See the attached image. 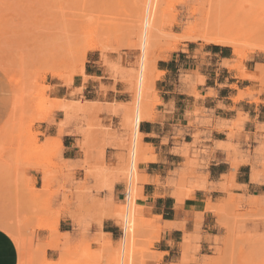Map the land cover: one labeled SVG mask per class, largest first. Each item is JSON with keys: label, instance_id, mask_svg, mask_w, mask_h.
Returning <instances> with one entry per match:
<instances>
[{"label": "rangeland", "instance_id": "1", "mask_svg": "<svg viewBox=\"0 0 264 264\" xmlns=\"http://www.w3.org/2000/svg\"><path fill=\"white\" fill-rule=\"evenodd\" d=\"M253 1L160 0L158 61L166 60L188 43L203 42L191 41L187 35L200 24L212 5L224 7L230 19L225 32L238 41L241 49L239 56L234 55L232 64L227 62L226 65L237 70L240 77L256 82L260 88L258 93L263 92L264 0ZM140 4L141 0H0V81L9 86L12 93L10 114L0 127V218L24 239L23 264H111L113 251L121 245L123 219L115 216V210L124 203L112 199H101L96 206L105 211L102 216L118 226L117 240L105 234L90 237L89 230L83 229L78 230L80 238L77 240L58 234L61 211L75 216L79 194L86 189L74 177L77 166L61 160L60 142L56 139L52 143H41V134L33 132L32 128L42 122L54 123L56 113V117H62L63 111L65 120L58 122L60 127L80 122L90 130L106 132L109 127L100 123L98 115L110 107L112 114L121 117V133L116 135V147L121 151L118 162L107 164L102 156L95 162L86 161L81 168L86 172V179H100L97 192L112 188L115 183L127 184L133 140V129L127 121L134 114L136 102V91L129 79L134 68L138 69L140 54L133 46L130 27L138 19L135 12ZM89 54L99 55L105 74L122 84L123 92L131 98L129 103H84L85 97L93 96L88 93L92 84L88 90L84 87L88 78L83 70ZM254 55L261 64L255 66L254 72H248L245 63ZM160 74H156V79ZM152 88L148 89L145 99L148 108L155 91V87ZM101 91L106 92L107 88L102 86ZM56 95L71 101L55 100ZM250 95L252 93L241 97ZM252 100L260 102L258 98ZM60 103H67L68 109L60 108ZM235 128L241 127L236 125ZM260 132H264V126ZM177 134L181 138L185 136L182 131ZM192 135L193 143L178 144L175 148V152L185 158V164L177 171L180 183L176 187L180 190L174 197L178 203H183L195 190L206 189L207 176L203 170L208 163L209 149L198 146V131ZM229 148L235 154H244L238 146ZM143 151L148 162L144 146ZM252 152L251 177L259 181L264 174V134L256 141ZM245 153L247 156L251 153L249 146ZM236 166L233 164L232 169ZM33 173L42 176L41 189L35 187ZM233 188V185L224 186L225 196L207 207L216 217L215 235L210 237L208 247L205 246L209 255L201 256L202 215L197 214L194 232H185L183 237V264H264V194H233ZM141 218L139 225L136 222L138 229L135 227L140 240L137 264H155L160 255L154 251V244L166 227L154 219ZM75 222L80 223L78 218ZM39 231L49 233L47 242L40 239ZM49 244L54 249L48 248ZM48 249L58 252L56 260L47 257Z\"/></svg>", "mask_w": 264, "mask_h": 264}, {"label": "crops", "instance_id": "2", "mask_svg": "<svg viewBox=\"0 0 264 264\" xmlns=\"http://www.w3.org/2000/svg\"><path fill=\"white\" fill-rule=\"evenodd\" d=\"M257 57L254 55L245 63L248 72H254L255 66L261 64ZM234 59L230 47L191 42L156 64L157 72L161 74L154 83L148 118L139 127L149 161L142 163L139 169L145 183H140L143 198L141 196L136 201L144 209L141 211L144 218L154 219L164 227L170 223L174 225L165 229L154 244V251L160 255L155 264H183V237L185 232H194L197 214L202 215L201 256L209 255L205 252V246L208 247L210 237L215 235L216 217L207 207L209 203L217 204L225 196L224 186L233 185V194H264V174H261L259 181H253L251 177L254 167L252 150L264 134L260 132L264 126V91L258 93L260 88L256 82L240 77L237 70L226 65L227 62L232 64ZM85 74L88 78L84 84L85 90L92 84L88 93L93 95L85 97V104L115 105L131 101L123 92L122 84L115 83L105 74L99 55L95 57V54H89ZM102 86L107 88L106 92L101 91ZM246 93L252 95L241 97ZM55 98L71 101L60 95ZM257 98L259 103L252 100ZM11 107L10 87L0 81V127L7 120ZM62 112V117H56V113L54 123L42 122L32 128L33 132L41 134V143H52L56 139L60 142L61 160L77 166L74 177L86 189V192L79 194L75 216L61 211L58 234L77 240L80 238L78 230L83 229L89 230L90 237L105 234L115 241L118 226L112 219L102 216L105 211L96 205L101 199L122 201L126 184L115 183L112 188L110 186L97 192V180L100 179H86V172L81 166L86 161L102 159V156L107 164L118 162L121 151L116 147V135L121 133V117L112 114L110 107L104 108L98 117L100 123L109 128L103 132L90 130L80 122L60 127L58 122L65 120ZM236 125L241 128H235ZM179 131L184 132V138L178 137ZM195 131L200 133L198 146L209 149L206 155L208 163L203 170L207 176L206 189H197L183 203H178L174 197V193L180 190L176 187L180 183L177 171L185 164V158L175 152V148L178 144L193 143L192 134ZM230 145L242 148L244 154H235ZM248 146L251 148L249 156L245 153ZM233 164L237 165L235 170L232 169ZM255 167L260 170L259 165ZM31 176L35 187L41 189L42 176L38 173ZM76 218L79 225L75 222ZM38 234L43 242L48 241V232L39 231ZM46 253L52 260L58 258L55 250L48 249ZM0 264H20L16 241L1 227Z\"/></svg>", "mask_w": 264, "mask_h": 264}, {"label": "bare ground", "instance_id": "3", "mask_svg": "<svg viewBox=\"0 0 264 264\" xmlns=\"http://www.w3.org/2000/svg\"><path fill=\"white\" fill-rule=\"evenodd\" d=\"M159 3L160 0H141V4L135 12L138 19L136 20V23L130 27L132 29L130 35H134L133 38H131L132 41H134L133 46L140 51L138 69L135 70L134 68V71L130 73L131 79H129L132 83V88L136 91L134 114L129 113L131 115H128L129 117L127 121L128 125L133 129V140L130 142L131 146L129 144L131 147L129 154L130 157L128 160L129 176L127 175L129 177L127 182H129L131 186V199L128 204L119 205V207L115 210V216L117 218L121 217L123 221H126L127 223L124 226V234L121 238L120 247L115 249V252L113 251L114 254L111 255L112 258H110L111 256L109 255V258L112 259L111 264H137L138 259L136 250L140 240L136 234V228L139 227H136V222H138L139 219L142 220L141 211L144 209L138 206L136 201L141 196V198H143V195H141L142 193L140 192L143 190H140L141 187L139 186V183H145V181L142 180L143 175L140 176L139 169L142 163L147 162L143 151V135L140 133L139 127L140 123L148 118V105L145 102V99H147L146 96L149 95L148 89L150 90V88L155 85L156 74H160L156 69V64L159 59ZM217 3L219 2L216 1L214 4L217 5ZM213 6L214 5H212V9L203 15L200 20V24L192 29V31L187 35V38L191 41L201 40L208 44L230 47L233 50V54L235 56H239L241 49L238 41L225 32L230 20L228 19L229 17H227L228 14L226 15L224 13L226 9H224V7L221 8ZM202 29L205 32H201ZM83 74L86 75L84 70ZM87 104L92 105L93 102H89ZM59 107L66 110L68 109V104L60 103ZM108 201H110V199ZM123 208L124 211L122 212ZM139 224L140 222H138V225ZM173 226L174 225L170 223L166 226V229L172 228ZM0 227L4 228L16 241L20 252V264H23L26 256V245L24 243V239L12 225L2 218H0ZM185 239H187V237H185ZM48 248L54 249V246L49 244ZM109 251L112 253V250ZM78 259L76 261H78Z\"/></svg>", "mask_w": 264, "mask_h": 264}, {"label": "built area", "instance_id": "4", "mask_svg": "<svg viewBox=\"0 0 264 264\" xmlns=\"http://www.w3.org/2000/svg\"><path fill=\"white\" fill-rule=\"evenodd\" d=\"M130 189H131V186H130L129 182H127L125 191H124L123 196H122V201L124 204H128L130 202V199H131ZM126 223H127L126 221H123L122 235L124 234V226L126 225Z\"/></svg>", "mask_w": 264, "mask_h": 264}]
</instances>
